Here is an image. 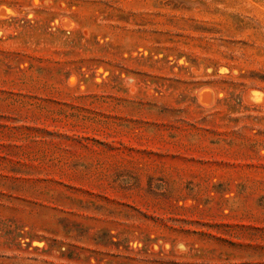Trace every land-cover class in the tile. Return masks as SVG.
<instances>
[{
    "label": "rangeland",
    "instance_id": "374dc122",
    "mask_svg": "<svg viewBox=\"0 0 264 264\" xmlns=\"http://www.w3.org/2000/svg\"><path fill=\"white\" fill-rule=\"evenodd\" d=\"M0 264H264V0H0Z\"/></svg>",
    "mask_w": 264,
    "mask_h": 264
}]
</instances>
